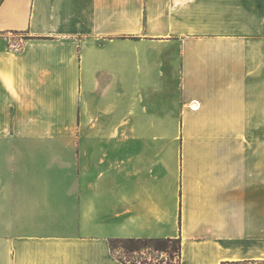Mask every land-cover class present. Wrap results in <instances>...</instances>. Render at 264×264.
<instances>
[{"label": "crops", "instance_id": "crops-1", "mask_svg": "<svg viewBox=\"0 0 264 264\" xmlns=\"http://www.w3.org/2000/svg\"><path fill=\"white\" fill-rule=\"evenodd\" d=\"M264 261V0H0V264Z\"/></svg>", "mask_w": 264, "mask_h": 264}, {"label": "rangeland", "instance_id": "rangeland-1", "mask_svg": "<svg viewBox=\"0 0 264 264\" xmlns=\"http://www.w3.org/2000/svg\"><path fill=\"white\" fill-rule=\"evenodd\" d=\"M130 244L120 241L114 242L115 253L122 259L130 261L132 264H177L178 256L169 252H155L151 249L141 251L130 249ZM168 262V263H167ZM230 264H264V261L250 263L249 261H236Z\"/></svg>", "mask_w": 264, "mask_h": 264}, {"label": "trees", "instance_id": "trees-1", "mask_svg": "<svg viewBox=\"0 0 264 264\" xmlns=\"http://www.w3.org/2000/svg\"><path fill=\"white\" fill-rule=\"evenodd\" d=\"M120 241L125 244H130L132 246V250H144V249H151L155 252H169L170 254H174L178 256L177 264L181 262V238L180 237H138V238H114L111 239V245L114 249V242ZM123 260L126 264H132L128 260ZM168 263V262H167ZM170 264H174L169 262ZM229 262H223L222 264H228Z\"/></svg>", "mask_w": 264, "mask_h": 264}]
</instances>
